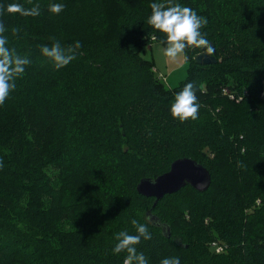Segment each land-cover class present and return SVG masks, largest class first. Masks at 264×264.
Listing matches in <instances>:
<instances>
[{
    "label": "trees",
    "instance_id": "1",
    "mask_svg": "<svg viewBox=\"0 0 264 264\" xmlns=\"http://www.w3.org/2000/svg\"><path fill=\"white\" fill-rule=\"evenodd\" d=\"M154 2L167 0H0L40 6L0 15L7 46L31 61L0 105V264H123L112 248L133 219L152 235L137 245L149 264H264V0H173L207 19L217 59L186 49L173 89L142 56L165 37L146 23ZM53 40L82 44L59 70L39 47ZM188 82L199 116L181 122L169 108ZM191 157L211 172L205 191L156 205L138 192Z\"/></svg>",
    "mask_w": 264,
    "mask_h": 264
},
{
    "label": "clouds",
    "instance_id": "2",
    "mask_svg": "<svg viewBox=\"0 0 264 264\" xmlns=\"http://www.w3.org/2000/svg\"><path fill=\"white\" fill-rule=\"evenodd\" d=\"M64 8L65 5L62 3L48 5V10L54 14H59ZM150 8L151 14L146 23L165 34V37L161 39V43L165 45L163 48L165 56L175 60L186 49L192 47L206 50L208 54L213 52L206 34L200 31L203 26L207 25L208 21L205 17L198 16L190 7L173 3V0H167V3H151ZM5 13L36 17L40 15V6L37 4L31 8H25L19 3L0 5V15ZM6 32L8 28L3 21H0V105L5 103L10 90L16 87L15 79L23 75L26 66L31 63L27 57H21L14 48L7 46ZM11 32L15 35L20 32V29L12 28ZM39 47L41 54L51 60L54 68L59 70L76 59V50L81 48L82 44L77 40L65 48L59 40H53L50 45L43 44ZM195 93V82H188L182 90L175 94L169 108L174 119L181 122L198 119L200 103ZM237 166L243 167V163L238 161ZM3 167V159L0 158V168ZM131 224L135 227L136 234H129L127 231L118 232L115 235L117 243L112 251L115 254L126 253L123 264H149L144 253L138 251L137 245L142 240H151L152 235L146 224L136 219L131 220ZM160 264H181V261L179 257H166L160 261Z\"/></svg>",
    "mask_w": 264,
    "mask_h": 264
},
{
    "label": "water",
    "instance_id": "3",
    "mask_svg": "<svg viewBox=\"0 0 264 264\" xmlns=\"http://www.w3.org/2000/svg\"><path fill=\"white\" fill-rule=\"evenodd\" d=\"M213 52L208 54L206 50L195 56V60L200 64L211 65L217 62L216 48L210 44ZM211 172L194 158H180L175 161L171 169L158 178L141 179L138 183V192L144 197H155L154 205L163 200L167 194L178 192L179 189L192 185L199 191H205L211 185ZM155 181V182H153ZM150 220L158 221L154 215ZM166 231V228L165 230Z\"/></svg>",
    "mask_w": 264,
    "mask_h": 264
},
{
    "label": "rangeland",
    "instance_id": "4",
    "mask_svg": "<svg viewBox=\"0 0 264 264\" xmlns=\"http://www.w3.org/2000/svg\"><path fill=\"white\" fill-rule=\"evenodd\" d=\"M165 45L158 42L150 44L142 52V56L151 59L155 63V74L164 82L167 88L173 89L187 78L189 61L186 58V52L181 53L175 60L167 57L163 53ZM164 77H167L164 79Z\"/></svg>",
    "mask_w": 264,
    "mask_h": 264
},
{
    "label": "built area",
    "instance_id": "5",
    "mask_svg": "<svg viewBox=\"0 0 264 264\" xmlns=\"http://www.w3.org/2000/svg\"><path fill=\"white\" fill-rule=\"evenodd\" d=\"M166 78H167V77H164V79H166ZM231 97H233V95H231ZM216 250H217V252L222 251V250H223V246L217 245V246H216Z\"/></svg>",
    "mask_w": 264,
    "mask_h": 264
}]
</instances>
